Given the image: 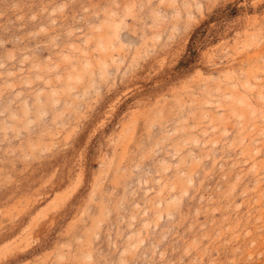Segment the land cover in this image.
Masks as SVG:
<instances>
[{
	"label": "rangeland",
	"instance_id": "374dc122",
	"mask_svg": "<svg viewBox=\"0 0 264 264\" xmlns=\"http://www.w3.org/2000/svg\"><path fill=\"white\" fill-rule=\"evenodd\" d=\"M0 264H264V0H0Z\"/></svg>",
	"mask_w": 264,
	"mask_h": 264
}]
</instances>
